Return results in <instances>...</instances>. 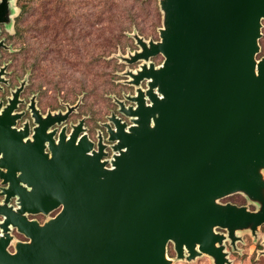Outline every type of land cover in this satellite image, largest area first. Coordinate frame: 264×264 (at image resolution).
Instances as JSON below:
<instances>
[{
  "label": "water",
  "instance_id": "obj_1",
  "mask_svg": "<svg viewBox=\"0 0 264 264\" xmlns=\"http://www.w3.org/2000/svg\"><path fill=\"white\" fill-rule=\"evenodd\" d=\"M159 3L160 39L134 35L140 49L127 58L145 61L129 72L133 104L119 102L131 124L105 123L109 160L83 119L51 129L75 105L42 114L32 100V132L16 127L22 86L0 105V264H168L169 242L178 258L231 264L215 228L234 244L236 230L264 223V0ZM9 11L0 0V22ZM157 54L161 64L147 63ZM235 192L258 208L218 202ZM12 230L26 240L10 251Z\"/></svg>",
  "mask_w": 264,
  "mask_h": 264
},
{
  "label": "rangeland",
  "instance_id": "obj_2",
  "mask_svg": "<svg viewBox=\"0 0 264 264\" xmlns=\"http://www.w3.org/2000/svg\"><path fill=\"white\" fill-rule=\"evenodd\" d=\"M26 0H9L10 11L8 17L0 22V69L4 68L2 75L3 81H0V105L3 107L12 96V93L22 86L19 95V103L14 112L20 113L17 119L16 127L20 128L28 124L30 132L35 125L34 119L29 108L30 102L34 100L36 107L42 114L47 112L57 113L68 110V107L75 105L68 114L69 118L53 126H63L68 133L72 125L83 119L84 130L88 137L97 142L102 137L106 144V153L104 157L109 160L113 154L112 141L107 140L106 124L109 123L110 115L114 114L125 121L127 125L131 124L129 117L123 115L119 108V102L124 105H132V101L127 96L135 93V86L128 83L130 80L129 72L136 71L144 60H138L132 63L127 61L140 45L136 43L134 35H139L140 28H144L150 22L157 21L158 26L155 33L150 37L142 36L146 41H158L160 39L159 28L163 25V11L160 7V0H153L152 4L145 2H134L129 0H31L25 4ZM25 4V11L21 15L19 25L24 28V37L16 39L11 38L15 32L16 17L21 13V5ZM115 6L124 10V16H133L135 25H132L131 31L126 35L130 38L131 45L125 50L117 48L113 52L107 53L105 63L96 64L92 58L95 53H99V42L111 34H116L119 30L118 22L115 21ZM157 7L158 17H153V8ZM133 7V10L131 9ZM133 12H135L133 14ZM148 14H150L148 16ZM128 18V17H127ZM126 18V20H127ZM129 26V25H128ZM73 28L81 37L86 35L85 49L81 42L75 43V46L67 45L66 48L73 49L69 64L61 65V56H58L57 50L62 49L60 43H66L68 36L71 35ZM15 39V40H14ZM23 40H27L32 48L41 51L38 61L33 57V53L22 52ZM259 52L256 58L264 55V19H262L261 35L258 39ZM46 47V50H44ZM66 48L62 50L65 51ZM25 50V49H23ZM43 57V58H42ZM28 63H36V69L27 68L22 71L18 64L22 60ZM163 57L157 54L149 58L147 63L152 62L155 66L161 64ZM76 62L77 64H74ZM62 67V68H61ZM114 77H112L113 75ZM116 76V77H115ZM140 87L146 88V80L141 81ZM106 88H110L106 91ZM52 126V127H53ZM98 126V130L94 127ZM51 129H54L52 128ZM106 133V136H104ZM264 175V168L261 169ZM3 187L0 180V192ZM3 196L0 195V201ZM218 202L234 203L236 205H245L250 210H256L258 202L249 199L242 192H235L226 195ZM58 209L50 212L48 215L36 214L29 215L43 222L55 215ZM215 230L226 235L224 241L227 257L231 264H264V223L257 226L256 229L245 227L235 231V242L232 244L231 238L227 236V230L216 227ZM14 240L9 246V250H14V243L17 240L24 241L25 237L11 231ZM168 264H214L213 258L208 254H199L192 259L187 257L178 258L172 242L167 244ZM186 255H188L186 253Z\"/></svg>",
  "mask_w": 264,
  "mask_h": 264
},
{
  "label": "trees",
  "instance_id": "obj_3",
  "mask_svg": "<svg viewBox=\"0 0 264 264\" xmlns=\"http://www.w3.org/2000/svg\"><path fill=\"white\" fill-rule=\"evenodd\" d=\"M30 1L31 0H26L24 3L28 4V3H30ZM129 1L131 2V4L134 2H139V3L145 2V3H148L149 5L152 4V2H153V0H129ZM25 4H22L20 7L21 13L18 17H16L15 32L12 36L11 35L9 36L10 39L11 38L12 39L13 38L19 39V38L24 37V31L25 30L18 23H19L21 15L25 11ZM114 9H115V12L112 14L114 15L115 21L118 22L117 27H118L119 31L116 34H113V35L111 34L110 36L105 37L103 40H101L99 42V47H100L99 53H95L94 58L91 59L96 64L105 63L106 61H104V58H105V56H107V53L113 52L114 50H117V48H120L121 50H125V48L127 46L131 45V42L129 40L130 38L126 35V33L131 31V28H132L131 26L135 25L136 20L134 21L133 16H124V10L121 9L119 6L118 7L115 6ZM131 9L133 10V7H131ZM156 11H157V7L155 6L153 8V12L155 15L153 17H155V18L158 17L157 15L159 14ZM134 13L135 12H133V14ZM149 15L150 14H148V16ZM126 18H127V20H126ZM157 26H158V22L155 20V21L147 24V26H145L144 28H140L137 31H138L139 35H142L144 37H150L155 33ZM69 30H71L72 33H71V35L68 36V39L66 40L67 42L66 43H63V42L60 43V46L62 45V49L66 48L67 45L75 46V43H77L78 41L82 43V46L85 49V46L87 44V43H85V41L87 40V38L85 37L86 35L81 37L79 35V33L75 32L72 27ZM20 48L25 49V50L22 49V52H24V53H28V52L33 53L34 52L33 57H35L36 61H38L39 55L40 56L42 55L41 51H37L35 53V49L32 48V46L29 44V42H27V40L26 41L23 40L22 46ZM76 48H78V47H76V46L74 47L75 51H76ZM62 49L59 50V48H58L57 53H58L59 57L61 56L60 62H61V65L63 67V65L69 64V61H71L70 57L73 55H76V54H72L74 51L73 49L66 48L65 51H63ZM44 50H46V47H44ZM77 51H78V49H77ZM76 56L78 57V55H76ZM74 64H77V63L74 62ZM36 65H37V62L36 63H28V62H26V60L23 59L17 66H18V68H21L22 71H24L27 68L36 69V67H35ZM112 77H114V75ZM109 90H110V88L109 89L106 88V91H109Z\"/></svg>",
  "mask_w": 264,
  "mask_h": 264
},
{
  "label": "flooded vegetation",
  "instance_id": "obj_4",
  "mask_svg": "<svg viewBox=\"0 0 264 264\" xmlns=\"http://www.w3.org/2000/svg\"><path fill=\"white\" fill-rule=\"evenodd\" d=\"M69 118V116H67V118L65 119V120H67ZM52 128H54L55 130H56V133L59 131L58 129H59V127H55V126H53ZM98 126H95L94 127V130H98ZM105 135L104 136H106V133H104ZM14 198H12L11 200H10V203L11 204H14ZM250 210V209H249ZM29 218H35V216H28ZM2 217L0 216V219H1ZM13 232H15V233H18V232H16V230H13ZM19 235H21V236H23L22 234H20V233H18ZM24 237V236H23Z\"/></svg>",
  "mask_w": 264,
  "mask_h": 264
}]
</instances>
